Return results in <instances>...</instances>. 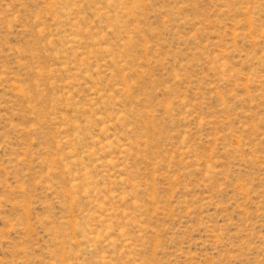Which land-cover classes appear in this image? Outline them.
<instances>
[{
	"label": "rangeland",
	"instance_id": "rangeland-1",
	"mask_svg": "<svg viewBox=\"0 0 264 264\" xmlns=\"http://www.w3.org/2000/svg\"><path fill=\"white\" fill-rule=\"evenodd\" d=\"M0 264H264V0H0Z\"/></svg>",
	"mask_w": 264,
	"mask_h": 264
}]
</instances>
